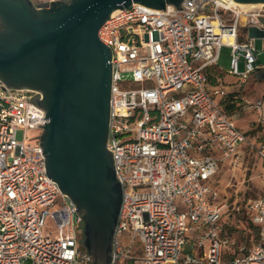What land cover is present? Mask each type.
Here are the masks:
<instances>
[{
  "label": "built area",
  "instance_id": "2783aa9c",
  "mask_svg": "<svg viewBox=\"0 0 264 264\" xmlns=\"http://www.w3.org/2000/svg\"><path fill=\"white\" fill-rule=\"evenodd\" d=\"M181 6L133 2L98 29L112 55L106 146L122 188L109 264H264V196L214 204L208 184L223 161L240 160L243 143L264 160V96L250 101L241 92L257 66L255 37H240L241 29H264V7ZM223 45L233 92L217 62ZM38 95L0 79V264H93L80 212L46 173ZM229 95L257 115V143L235 123L238 109L224 108ZM227 208L257 226L253 242L227 234Z\"/></svg>",
  "mask_w": 264,
  "mask_h": 264
},
{
  "label": "water",
  "instance_id": "95a60500",
  "mask_svg": "<svg viewBox=\"0 0 264 264\" xmlns=\"http://www.w3.org/2000/svg\"><path fill=\"white\" fill-rule=\"evenodd\" d=\"M184 0H66L33 4L0 0V79L37 88L47 121L39 145L48 177L84 221L82 245L93 264H109L122 199L113 152L107 149L111 49L98 37L110 13L133 2L165 10ZM264 2V0H235ZM39 136V135H38Z\"/></svg>",
  "mask_w": 264,
  "mask_h": 264
},
{
  "label": "rangeland",
  "instance_id": "374dc122",
  "mask_svg": "<svg viewBox=\"0 0 264 264\" xmlns=\"http://www.w3.org/2000/svg\"><path fill=\"white\" fill-rule=\"evenodd\" d=\"M246 30V28L240 30L241 38L246 34ZM254 44L256 48L255 57L257 62L264 63V38L256 36ZM229 61L230 48L223 45L219 49L217 62L219 67L224 70V74H227L226 70L229 67ZM239 67L240 69L243 68L242 62H240ZM257 81L261 83L262 87H264V84H262L264 83V77H257L256 75H252L244 84V87L247 86L245 92H248V99H252V97L256 96L255 94L258 93L259 95L264 91V88L259 90L257 85L253 87L254 83ZM251 88L253 89L251 90ZM250 93L253 96H250ZM236 117L237 124L243 130L252 127V121L255 124L258 122V117L253 113H238ZM34 132L39 131H31L29 134H34ZM246 132L248 133L247 130ZM260 135L261 129L259 126L255 132H249V138L252 136L255 143H257L255 139ZM21 137L22 132L19 130L17 132V138L20 139ZM241 148L244 149V152L241 155L240 160L236 164H232L231 158L226 159L221 163L217 175L208 181V184L217 191V197L214 204H219L222 201H227L229 203L230 201L242 203V201H245L248 198L264 196V160L247 148L246 143H243ZM226 210L229 209L227 208ZM237 216L236 219L232 217V221L235 225V229L242 231L239 238L240 243H248L251 241L250 231L252 229L249 226L248 221L245 218H242V213H238ZM48 224L50 225L51 221H49ZM205 248H208V244L205 245ZM117 264L123 263L118 261Z\"/></svg>",
  "mask_w": 264,
  "mask_h": 264
},
{
  "label": "crops",
  "instance_id": "0c3cea01",
  "mask_svg": "<svg viewBox=\"0 0 264 264\" xmlns=\"http://www.w3.org/2000/svg\"><path fill=\"white\" fill-rule=\"evenodd\" d=\"M261 22H262V26H264V18H262L261 19ZM247 36H254V37H256V36H261L262 38H264V29H262V30H259L258 28H255V27H249V28H247V30H246V34L245 35H243V37H247ZM256 64H257V66H256V69H255V71L249 76V78L252 76V75H256L257 77H264V63H260V62H257V59H256ZM222 70V69H221ZM222 72H223V74H222V77H223V81H224V83H225V86L227 87V89H228V91L229 92H233L234 90H236V77H234V76H232V75H229V74H224V70H222ZM248 78V79H249ZM247 79V80H248ZM246 83V82H245ZM244 83V84H245ZM256 83V84H255ZM254 83V85H253V87H255L256 85L259 87V90L260 89H262V88H264V87H262V85H261V83L260 82H255ZM262 84H264V83H262ZM247 87V86H246ZM246 87H244V85H243V87H242V90H241V92H242V95H244V97H246L247 99H248V97H247V91L245 92V90H246ZM248 87H249V85H248ZM253 88H251V90H252ZM259 92V91H258ZM256 96L255 97H252V99H248V100H250V101H254L255 99H257V98H259V97H261V96H264V91H262L259 95H258V93L257 94H255ZM250 96H253V95H251V93H250ZM235 109H238V107H236V104H234V109H232V110H228V111H234ZM238 113H253V114H255L252 110H250V109H238ZM256 115V114H255ZM257 116V115H256ZM236 119H237V117H235V123L237 124V122H236ZM252 127H249L248 129H246L247 131H248V133L249 132H255V130H257V126L259 125V121L255 124V123H253V121H252ZM237 126L238 127H240L238 124H237ZM241 128V127H240ZM242 129V128H241ZM243 130V129H242ZM246 130H243V131H246Z\"/></svg>",
  "mask_w": 264,
  "mask_h": 264
},
{
  "label": "trees",
  "instance_id": "16d2710c",
  "mask_svg": "<svg viewBox=\"0 0 264 264\" xmlns=\"http://www.w3.org/2000/svg\"><path fill=\"white\" fill-rule=\"evenodd\" d=\"M241 37V36H240ZM220 72V71H219ZM222 73V72H220ZM222 104L224 106V108L227 110H232L234 109V104L235 102L232 100V97L231 95H229L226 99H223L222 100ZM238 213H234L233 211L231 210H226L223 214V224H224V227L226 229V232L227 234H229L232 238L235 239V241L237 243L240 242L239 238H240V234H241V230H236L235 229V225L232 221V217H234L235 219L238 217L237 216ZM242 218H245L248 223H249V226L251 227V231H250V234H251V241L248 242V243H251L255 240L256 236H257V226L254 225L251 221V219L249 218V216L246 214V213H242ZM242 236V235H241Z\"/></svg>",
  "mask_w": 264,
  "mask_h": 264
},
{
  "label": "flooded vegetation",
  "instance_id": "af4514ba",
  "mask_svg": "<svg viewBox=\"0 0 264 264\" xmlns=\"http://www.w3.org/2000/svg\"><path fill=\"white\" fill-rule=\"evenodd\" d=\"M33 4H42V3H46V6H50L51 3L56 2V1H66V0H44V1H36V0H31ZM2 27L1 25V18H0V28ZM23 88H28V89H32L35 90L39 93L37 100L38 102L42 101L44 98V94L41 90L37 89V88H29V87H23ZM42 132V131H41ZM84 221L82 219V234H81V240L84 238Z\"/></svg>",
  "mask_w": 264,
  "mask_h": 264
},
{
  "label": "bare ground",
  "instance_id": "6f19581e",
  "mask_svg": "<svg viewBox=\"0 0 264 264\" xmlns=\"http://www.w3.org/2000/svg\"><path fill=\"white\" fill-rule=\"evenodd\" d=\"M226 1L230 4L237 5L242 8L264 7V2L253 3V2H237L235 0H226Z\"/></svg>",
  "mask_w": 264,
  "mask_h": 264
}]
</instances>
